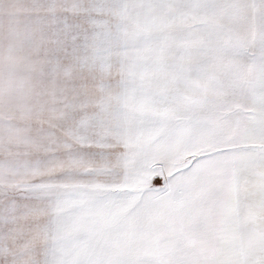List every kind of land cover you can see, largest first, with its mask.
I'll return each mask as SVG.
<instances>
[{"label":"snow or ice","instance_id":"1","mask_svg":"<svg viewBox=\"0 0 264 264\" xmlns=\"http://www.w3.org/2000/svg\"><path fill=\"white\" fill-rule=\"evenodd\" d=\"M0 264H264V0H0Z\"/></svg>","mask_w":264,"mask_h":264}]
</instances>
